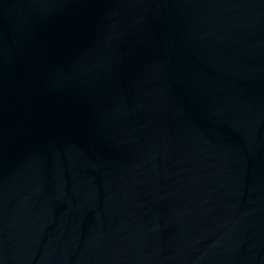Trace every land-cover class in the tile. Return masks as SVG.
<instances>
[{
    "label": "water",
    "instance_id": "95a60500",
    "mask_svg": "<svg viewBox=\"0 0 264 264\" xmlns=\"http://www.w3.org/2000/svg\"><path fill=\"white\" fill-rule=\"evenodd\" d=\"M0 264H264V0H0Z\"/></svg>",
    "mask_w": 264,
    "mask_h": 264
}]
</instances>
